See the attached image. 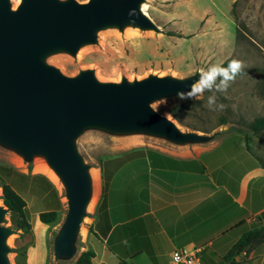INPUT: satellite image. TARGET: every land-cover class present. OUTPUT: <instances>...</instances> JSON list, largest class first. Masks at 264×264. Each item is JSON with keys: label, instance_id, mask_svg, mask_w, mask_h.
I'll list each match as a JSON object with an SVG mask.
<instances>
[{"label": "water", "instance_id": "water-1", "mask_svg": "<svg viewBox=\"0 0 264 264\" xmlns=\"http://www.w3.org/2000/svg\"><path fill=\"white\" fill-rule=\"evenodd\" d=\"M147 0H0V149L19 162H43L57 177L65 213L51 238L52 264H72L94 199L92 166L77 140L86 132L119 139L150 138L173 148L212 144L223 131L184 130L152 104L177 99L199 78L149 74L139 80L98 81L92 69L66 76L50 65L58 54L75 58L96 45L100 31L159 34L142 11ZM1 201V195H0ZM8 209L0 204V264H11L8 239L17 231L4 226Z\"/></svg>", "mask_w": 264, "mask_h": 264}, {"label": "rangeland", "instance_id": "rangeland-1", "mask_svg": "<svg viewBox=\"0 0 264 264\" xmlns=\"http://www.w3.org/2000/svg\"><path fill=\"white\" fill-rule=\"evenodd\" d=\"M15 1L11 0L12 5ZM76 1L84 3L88 0ZM233 3L228 10L229 0H147L145 6L149 17L152 18L154 8L164 17L161 23H155L161 29L159 34L138 30H127L123 34L113 30L100 31L97 44L81 48L75 58L58 54L50 57L48 63L66 76H73L81 69H92L98 81L118 82L122 77L131 81L149 74L184 78L227 59L229 62L240 60L244 64V74L230 82L226 91H205L199 98L188 99H202L204 106V111L194 114L188 123L206 127L209 134L223 131L228 137H239L235 131L240 130L239 134L248 138L251 154L264 164V129L254 134L246 128V124L256 118H264V0H234ZM167 32L180 37L167 35ZM213 94L216 103L224 106L222 110L208 108L207 99ZM178 101L180 99L158 101L152 108L162 115H169L168 108ZM220 117L226 119L225 125L218 126ZM77 147L92 166L96 186L99 184L97 195L106 192L112 177L124 175L127 153L144 148L165 153L177 149L150 138L119 139L93 131L81 135ZM0 166L11 167L27 176L38 173L34 171V165L15 163L14 157L1 149ZM6 181L13 182L25 199L31 227V232L24 234L15 228V217L10 213L6 215L4 226L17 231L8 239L10 263L26 264L28 250L34 246V264H52L51 238L65 213L60 186L51 181L56 191L52 196L39 191L36 183L32 185L13 176L7 177L0 170V184ZM52 210L57 213L56 221L46 224L47 229L35 227L33 234L31 223L38 219L39 213ZM81 252L79 249L78 255ZM202 264L211 263L204 256Z\"/></svg>", "mask_w": 264, "mask_h": 264}, {"label": "crops", "instance_id": "crops-1", "mask_svg": "<svg viewBox=\"0 0 264 264\" xmlns=\"http://www.w3.org/2000/svg\"><path fill=\"white\" fill-rule=\"evenodd\" d=\"M151 17L164 19L155 8ZM237 134L204 147L127 153L124 175L95 195L83 226L79 246L93 253L91 264H171L182 248L200 249L201 264L204 256L220 264L264 211V168ZM31 224L33 234L35 227L47 229L39 215ZM33 247L26 264L35 263ZM236 262L264 264V242Z\"/></svg>", "mask_w": 264, "mask_h": 264}, {"label": "trees", "instance_id": "trees-1", "mask_svg": "<svg viewBox=\"0 0 264 264\" xmlns=\"http://www.w3.org/2000/svg\"><path fill=\"white\" fill-rule=\"evenodd\" d=\"M235 2L233 3V5ZM167 35L180 37V35H175L171 32H167ZM229 60H225L222 64L223 67H227ZM244 74L242 71L236 77ZM200 111H204V106L202 104V99L199 100H180L173 105H171L167 113L174 119L180 126H185L190 130L209 133V129L206 127H200L192 123H188V119L194 114ZM227 123L224 117H220L218 126L225 125ZM248 131L254 134L260 133L264 129V118H256L250 123L246 124ZM231 131V130H229ZM235 131V130H234ZM236 133H241L240 130L235 131ZM244 143L246 149L250 152L248 138L244 135ZM259 161V160H258ZM260 162V161H259ZM264 168V164L260 163ZM0 170L4 171L8 176H13L14 178H19L25 182L36 183L35 187L39 188V191H46L47 193L55 196L56 193L51 182L43 175L37 174L32 176H27L19 173L12 169L11 167L0 166ZM9 179V178H8ZM1 188V201L2 204L8 209L9 213L15 217L14 225L15 228L21 230L24 234L31 232V227L28 221V214L26 211L25 199L17 191V187L13 182H2L0 184ZM57 219V213L55 211H45L39 213V220L44 224H52ZM264 242V211L257 215L251 226L243 232L239 239L233 244V246L228 250V252L222 257L220 264H241L236 262V257L242 252H250L255 246ZM93 258V253L90 250L81 252L72 264H91V259ZM21 264H24L22 262Z\"/></svg>", "mask_w": 264, "mask_h": 264}, {"label": "clouds", "instance_id": "clouds-1", "mask_svg": "<svg viewBox=\"0 0 264 264\" xmlns=\"http://www.w3.org/2000/svg\"><path fill=\"white\" fill-rule=\"evenodd\" d=\"M244 68V64L240 60H231L227 67L220 64H212L206 70L200 69L199 78L190 86L189 90L178 91L177 97L180 100L195 99L203 96L205 91L223 92L227 90L230 82L234 81ZM219 81V83H217ZM216 96L213 94L207 99V106L210 110L223 109V105L216 103Z\"/></svg>", "mask_w": 264, "mask_h": 264}, {"label": "built area", "instance_id": "built-area-1", "mask_svg": "<svg viewBox=\"0 0 264 264\" xmlns=\"http://www.w3.org/2000/svg\"><path fill=\"white\" fill-rule=\"evenodd\" d=\"M201 250L196 248H182L172 253L171 264H201Z\"/></svg>", "mask_w": 264, "mask_h": 264}, {"label": "bare ground", "instance_id": "bare-ground-1", "mask_svg": "<svg viewBox=\"0 0 264 264\" xmlns=\"http://www.w3.org/2000/svg\"><path fill=\"white\" fill-rule=\"evenodd\" d=\"M18 3H19V0H16L15 3H14V5H13V8H15ZM145 5L146 4H144L142 6V11L148 15V13L146 12V6ZM14 161H15V163H20L17 159L15 160V158H14ZM34 171H38V172H41V173L46 174L55 184H57V185L60 186L57 177L54 175V173L43 162L36 161L34 163ZM91 175H92V179H93V188H94V194L93 195H97V193L99 191V188H98V185L99 184H97V186H96L95 176H94V173L93 172L91 173ZM97 183H98V181H97ZM92 202H93V200H92ZM82 231H83V229H82Z\"/></svg>", "mask_w": 264, "mask_h": 264}]
</instances>
